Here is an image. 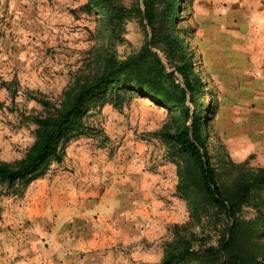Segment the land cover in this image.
<instances>
[{
    "label": "rangeland",
    "instance_id": "1",
    "mask_svg": "<svg viewBox=\"0 0 264 264\" xmlns=\"http://www.w3.org/2000/svg\"><path fill=\"white\" fill-rule=\"evenodd\" d=\"M92 1L0 0L1 160L22 158L34 142L36 124L33 117L43 112V106L35 97L43 94L52 101H58L78 77L83 80L94 78L102 69L108 51H113L118 58H126L152 38L151 28H144L137 19H126L123 30L117 28L116 34L111 33L105 8L95 6ZM115 1L129 5L133 0ZM194 1L180 0L176 19L170 21L167 24L169 30H165L187 45V57L193 61L195 74L202 83L194 97L196 104L191 101L188 104L191 113L195 109L199 111L208 131L205 137L219 184L224 192H233L250 177L251 169L261 165L257 162L256 153L242 156L241 147H237L239 149L235 152L234 146L227 143L217 127L219 88L212 75L213 65L207 62L204 50H201V47H210L212 43H196L193 38ZM218 3L219 7L227 6V3ZM260 4L264 6V0H250L252 9L261 7ZM256 34L252 30L247 41L254 43ZM153 50L172 71L162 46L153 47ZM177 76L185 86L184 78ZM131 89L126 93L121 90L120 95H126L121 107H114L109 102L90 105L84 118L88 125L87 133L68 144L66 156L73 157L83 150L98 152L104 155L108 162L106 165L110 164L109 168L114 170L126 171L141 164L143 170L170 174L174 195L180 202L175 204L169 199L175 204L176 217L168 216L161 220L154 214H138L139 228L134 240L106 241L98 249L58 255L54 241L32 240L28 241L29 252L26 253L13 248L15 244H12L9 234L13 229L5 224V219L12 216L13 210L8 207L23 200L27 189L22 195H16L0 185V264H10L12 259L9 255L13 250L12 257L21 258L23 264H157L163 256L165 243L174 237L173 225L191 221L187 200L177 190L179 165L184 171L188 159L154 135L155 131L162 129L174 132L177 114L158 105L151 94L143 95L134 84ZM109 96L106 95L107 98ZM52 165L51 170L62 166L69 169L65 163ZM119 202L121 207L127 201L120 199ZM257 207H264V192L260 190L252 192L243 208V216L247 220L244 239L247 251H254L257 247L258 240L253 235ZM218 219L213 208H208L201 215L200 225L192 228L197 245L216 240ZM261 239L264 244V237Z\"/></svg>",
    "mask_w": 264,
    "mask_h": 264
},
{
    "label": "trees",
    "instance_id": "2",
    "mask_svg": "<svg viewBox=\"0 0 264 264\" xmlns=\"http://www.w3.org/2000/svg\"><path fill=\"white\" fill-rule=\"evenodd\" d=\"M92 2L105 8L111 33L116 34L117 28L123 30L126 19H137L144 28H151L152 38L126 58H118L113 51H108L100 72L92 79L78 77L58 101L43 94L35 97L43 106V112L33 117L35 140L22 158L0 159V185L22 195L33 181L47 174L53 163L64 161L72 140L87 133L84 118L92 103L97 106L98 102H109L121 107L126 96L120 95L121 90L126 93L134 84L143 95L151 94L158 105L177 114L174 132L162 129L154 135L188 159L184 171L179 165L177 190L187 200L191 221L173 225L174 237L165 243L157 264H255L260 261L264 264V244L260 241L264 237V207L256 209L253 235L258 241L254 251L244 247L247 220L243 216L244 205L252 192H264V166L251 169L250 177L233 192H224L219 184L205 137L208 131L199 111L195 109L191 113L188 104V101L196 104L194 97L200 90L201 79L195 74L193 61L187 57L186 43L165 30L170 21H175L180 0H133L129 5L115 0ZM158 45L162 46L172 71L153 50ZM177 74L184 78L185 86ZM208 208H213L219 218L215 225L217 238L197 245L192 228L200 225L201 215Z\"/></svg>",
    "mask_w": 264,
    "mask_h": 264
},
{
    "label": "crops",
    "instance_id": "3",
    "mask_svg": "<svg viewBox=\"0 0 264 264\" xmlns=\"http://www.w3.org/2000/svg\"><path fill=\"white\" fill-rule=\"evenodd\" d=\"M193 19L195 42L212 43L201 50L219 88L217 127L235 152L241 147L242 156L256 153L264 166V6L195 0ZM252 30L257 34L249 43ZM64 163L69 169H50L28 186L23 200L8 207L13 211L5 224L13 229V248L27 253L28 241L52 240L58 255L89 251L106 241L134 240L138 214L161 220L178 214L174 205L180 202L168 173L149 172L141 164L114 170L103 154L84 150L57 165ZM120 199L127 201L121 207ZM13 252L10 264H23Z\"/></svg>",
    "mask_w": 264,
    "mask_h": 264
}]
</instances>
